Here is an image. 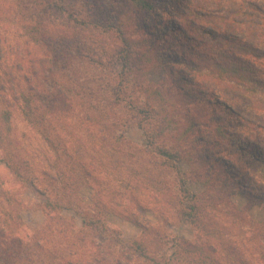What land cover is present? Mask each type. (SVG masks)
<instances>
[{"label": "trees", "instance_id": "obj_1", "mask_svg": "<svg viewBox=\"0 0 264 264\" xmlns=\"http://www.w3.org/2000/svg\"><path fill=\"white\" fill-rule=\"evenodd\" d=\"M69 1L12 0L13 8H16L13 14L24 22L21 26L25 25L22 28L26 31L22 35L24 41L21 39L17 44L20 55H11L13 45L0 34V152L9 156L7 159L0 153V166L3 165L21 179L18 167H14L10 161L15 146L10 136L13 109L55 154L54 161H47L45 167L38 171L41 180L49 187L61 186L66 194L71 190L72 194L67 195L70 198L89 178L90 173L83 167L77 171L73 164L69 171L61 163L63 160L74 163L66 141L68 135L64 137L61 133V130H69L68 125L71 126L72 122H55V113L51 110L56 105L78 109L74 116L82 135L76 137L77 154H82L81 148L87 150V146L91 147L95 141L103 142V132L113 126L107 121L109 114L105 111V105L118 103L122 91L120 87L113 88L109 97L114 99L94 97L93 102L90 101L89 96L96 86L92 89L93 85H87L79 65L83 66L84 59L88 60L87 66H102L101 49L94 47L90 40L94 39L100 44L98 41L102 34L113 32L120 40V47L116 46L123 67L120 76L125 75L126 80L129 76L136 81L145 80L150 71L157 68L170 76L171 87L176 89L180 104L202 103L204 98H209L213 107V113L209 116L213 125L199 124L202 129L214 131L213 140L206 145L200 141L196 148L197 155L194 149L188 153H177L157 145V139L167 136L165 131L160 130L149 136L148 153L152 156L157 154L166 161H153L151 166L164 167L168 161L185 159L191 170L200 169L206 174L202 182L210 185L212 190L209 192L213 197L223 200L231 196L234 190H239L247 197L249 204L264 206V186L256 185L245 168L251 160L264 162V102L260 99V93L264 90V0H209L217 4L213 9L204 8L195 0H108L104 6L92 5L93 8L98 7L96 15L113 13L110 23L103 26L108 30L88 39L85 33L87 28L96 30L104 22L95 20L93 25L87 17L84 18L86 22L82 21L80 10L75 12ZM155 5L162 9L160 15H156ZM35 14L51 21L52 29L41 27L38 21L29 23L28 19L33 21ZM130 26L134 29L139 27L140 39L127 38L126 29ZM44 70L46 77L43 76ZM45 79L47 82H43ZM45 84L48 87L45 88ZM80 89L83 90L82 95ZM159 100L162 104L175 106L171 98L160 97ZM56 101L61 103L56 104ZM127 109L137 114L146 113L143 109ZM69 113L65 111L61 114L64 118ZM200 116L196 113L190 116L192 119L185 120L179 135H175L173 140L183 143L188 133L194 131ZM71 134L75 136L73 132ZM84 152L86 156L94 153ZM26 163L30 165L31 162ZM25 170L29 172V167ZM30 171L32 175L37 173L36 169L31 168ZM149 178L152 177L147 175L138 180L134 177L127 186L121 185L126 188V194L139 192L155 204L159 200V196L153 193L157 187ZM116 181L120 183L123 180L116 178ZM1 186L0 182V192H3ZM7 196L10 197L6 192L4 198L8 201L10 198ZM186 201L191 202V197ZM179 204H185L178 211L179 217L189 219L198 231L202 226V219L198 218L200 210L194 204L187 205L181 201ZM120 217L137 224L135 215L129 210ZM11 222L0 226V240L5 237L13 239ZM141 229L139 240L134 242L138 249L144 244L142 241L146 234L155 235L154 230ZM198 232L200 239L201 233ZM38 241L37 238L33 244L37 245ZM217 245L220 247V243ZM189 247L188 244L176 246L174 257L182 259L185 254L189 264H221L213 257L209 260L205 255L204 258L200 254L195 256ZM211 251L214 254L215 250ZM227 251L224 262L248 264L238 257L235 249L228 247ZM4 255H0V264ZM27 258L25 261L19 258L17 264H29L31 260ZM251 260L255 264H264V255L258 254Z\"/></svg>", "mask_w": 264, "mask_h": 264}, {"label": "rangeland", "instance_id": "obj_2", "mask_svg": "<svg viewBox=\"0 0 264 264\" xmlns=\"http://www.w3.org/2000/svg\"><path fill=\"white\" fill-rule=\"evenodd\" d=\"M108 2L69 1L75 12L80 10L82 21L86 22L84 18L87 17L93 25L95 20L104 22L96 30L87 28V39L108 30L103 26L110 23L113 13L96 15L98 7L92 6H104ZM195 2L207 9L217 7V4L209 0ZM13 7L12 0H0V34L13 45L11 55L19 54L17 44L22 39L23 31H26L22 28L25 25L21 26L24 22L13 14L16 9ZM154 9L156 15L162 13L159 6L155 5ZM34 21H38L41 27L52 29L53 24L47 18L37 17L35 14L33 21L28 19L31 24ZM139 30V27H128L127 38L140 39ZM93 40L90 41L94 43V47L101 49L103 64L87 66L88 60L83 59L84 64L79 65V68L81 75L87 79L88 86L93 85L92 89L98 86L93 90L94 93L90 92L89 98L92 102L94 97L114 99L109 97L111 90L120 87L122 94L119 104L113 105L108 101L105 105V111L109 114L107 121L113 126L103 132L102 143L95 141L91 147L87 146V150L81 148L82 154H77L76 137L82 135L81 130L77 129V119L74 116L78 109L74 106L75 110L56 105L51 110L55 113V122H72L71 126L68 125L69 130H61V133L64 137L68 135L66 141L74 163H66L64 160L61 163L69 171L74 164L77 171L79 167H83L90 173L89 178L68 198L67 195L72 194L71 190L66 194L61 186L49 187L39 176L38 171L45 167L46 162L54 161V152L43 143L18 112L11 110L10 136L15 146L10 161L14 163V167H18L21 179L3 165L0 166L3 191L0 192V226L12 221L10 228L13 238L5 237L0 240V255L3 256L7 251L1 259L2 264H17L19 258L25 261L27 257L31 260L29 264H189V258L184 257L185 254L182 259H177L174 257L176 253H173L176 246L186 244L195 256L200 254L204 258L205 255L209 260L213 257L221 264H228L227 261L224 262L228 247L235 249L238 257L245 259L248 264H255L252 257L262 253L264 255V206L249 204L247 197L239 190H234L231 196L223 200L213 197L209 192L212 190L210 185L202 182L206 174L200 169L191 170L185 159L168 161L164 167L151 166L153 161H166L157 154L149 155L148 151L149 136L160 130L165 131L167 136L157 139V145H163L169 151L177 153H188L194 149L197 155L196 148L201 144L200 141L206 145L213 140L214 131L202 129L199 125H213L209 119L213 113L209 98H204L202 103L187 106L180 104L176 89L171 87L170 76L157 68L151 70L145 80L136 81L131 76L126 80L125 75L120 76L123 67L116 48L120 47L118 36L109 32L102 34L98 41L100 44ZM43 76H47L46 70L43 71ZM43 82H47V79ZM46 87L48 85L45 84ZM82 92L80 89V95ZM160 97L171 98L175 106L162 104ZM260 99L264 102V90L260 93ZM59 103L61 102L56 101V104ZM127 108L143 109L146 113L137 114ZM65 111L70 113L63 118L61 113ZM196 113L201 116L194 131L188 133L183 143L174 141L173 138L179 135L185 120L192 119L190 116ZM72 132L75 136H72ZM84 151L94 153L86 156ZM0 153L9 159L3 151ZM26 162H31V166ZM28 167L29 172L25 170ZM31 168L36 169L37 173L32 175ZM245 168L256 185L264 186V162L251 160ZM147 175L152 177L149 180L157 187L153 193L159 196L158 203L154 204L139 192L126 194V188L121 185L127 186L131 178L136 177L138 180ZM116 178L123 181L119 183ZM6 192L10 195L7 196L10 198L8 201L4 198ZM188 197H191V202L186 201ZM180 201L187 205L194 204L200 210V239L199 232L190 224V220L179 217L178 211L185 205H180ZM135 203L139 204L134 205ZM128 210L135 215L137 224L124 221L120 217ZM141 228L154 230L155 235L146 234L142 241L144 244L140 243L141 249H138L134 242L139 240ZM37 238L39 241L34 245ZM211 250H215L214 254Z\"/></svg>", "mask_w": 264, "mask_h": 264}]
</instances>
